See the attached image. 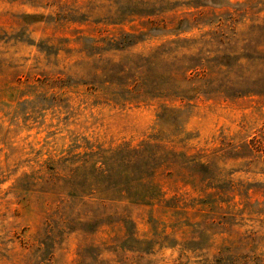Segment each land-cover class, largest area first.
I'll use <instances>...</instances> for the list:
<instances>
[{"label": "rangeland", "instance_id": "374dc122", "mask_svg": "<svg viewBox=\"0 0 264 264\" xmlns=\"http://www.w3.org/2000/svg\"><path fill=\"white\" fill-rule=\"evenodd\" d=\"M0 264H264V0H0Z\"/></svg>", "mask_w": 264, "mask_h": 264}]
</instances>
